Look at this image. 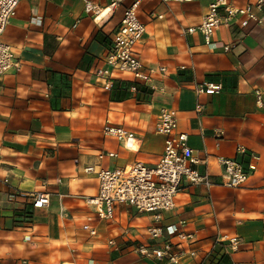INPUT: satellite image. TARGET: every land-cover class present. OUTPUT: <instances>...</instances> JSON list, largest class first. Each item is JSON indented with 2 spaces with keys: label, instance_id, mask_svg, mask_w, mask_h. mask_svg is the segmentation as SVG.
Instances as JSON below:
<instances>
[{
  "label": "crops",
  "instance_id": "obj_1",
  "mask_svg": "<svg viewBox=\"0 0 264 264\" xmlns=\"http://www.w3.org/2000/svg\"><path fill=\"white\" fill-rule=\"evenodd\" d=\"M134 2L22 0L2 36L17 66L0 77V264H172L137 251L166 244L185 253L179 264H264V24L240 18L208 46L188 29L203 22L210 0H143L138 17L146 30L134 50L151 80L114 71L107 89L97 72L108 68ZM205 82L221 92L199 94ZM165 108L177 111V131L188 135L202 173L207 157L237 158L256 171L237 189L221 177L210 185L184 180L175 209L161 220L124 204L100 218L87 201L100 181L86 169L155 167L165 148L156 116ZM107 127L133 133L137 148ZM37 192L50 195L47 207H34ZM230 239L238 246L220 242Z\"/></svg>",
  "mask_w": 264,
  "mask_h": 264
},
{
  "label": "built area",
  "instance_id": "obj_2",
  "mask_svg": "<svg viewBox=\"0 0 264 264\" xmlns=\"http://www.w3.org/2000/svg\"><path fill=\"white\" fill-rule=\"evenodd\" d=\"M22 0H0V77L10 72L17 63L12 48L3 42L7 27L16 16ZM143 0H135L133 5L125 12L122 26L118 30L106 58L107 69H101L97 76L105 81V87L112 86V73L114 71L131 73L137 80L149 82L150 75L144 72V65L135 53L134 47L145 34V25L139 20L138 8ZM163 2L190 3L201 0H162ZM87 9H95L88 2ZM240 18L243 23L254 21L264 24V0H256L245 6H236L229 0H210L209 12L203 22L196 27H190L189 33L200 32L206 45L212 46L215 34L223 26H230ZM229 52L232 46H225ZM164 71V69H161ZM222 87L205 82L197 87L199 94L213 95L220 93ZM202 111V106H198ZM178 114L175 109H162L156 116V130L165 137V148L162 159L155 167H149L141 162H134L123 168L96 170L94 167L86 169L88 174H95L100 181L99 194L88 198V203L96 209L100 218L113 217L115 205L124 204L135 208L139 213H151L156 220H161L166 212L173 211L175 199L180 193L184 180L193 185H210V177H221L223 184L229 188H240L246 184L253 172L255 165L248 168L237 158L207 157L205 160L206 173H202L197 165L200 160L194 155V150L188 144V135L179 133ZM106 133L117 139L128 149H136L138 142L133 133L121 128L107 127ZM222 134V133H221ZM237 152L245 155L247 150L239 145ZM111 156H115L111 154ZM2 159V146L0 144V164ZM7 183V181H5ZM35 208H45L50 203V195L37 192L31 195ZM92 234L95 230L86 227ZM153 238H159L161 229H151ZM182 238H190L182 236ZM219 242V241H218ZM232 247H237L238 239L220 241ZM137 251L146 257L168 259L172 264H179L185 253L174 254L171 244L162 247L148 248L141 246ZM194 255L195 253H191Z\"/></svg>",
  "mask_w": 264,
  "mask_h": 264
}]
</instances>
